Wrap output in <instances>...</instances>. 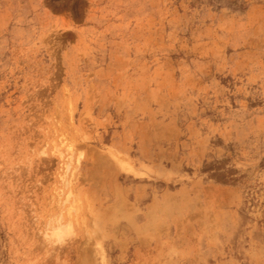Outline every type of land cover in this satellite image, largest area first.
<instances>
[{"label": "rangeland", "instance_id": "rangeland-1", "mask_svg": "<svg viewBox=\"0 0 264 264\" xmlns=\"http://www.w3.org/2000/svg\"><path fill=\"white\" fill-rule=\"evenodd\" d=\"M0 264H264V0H0Z\"/></svg>", "mask_w": 264, "mask_h": 264}]
</instances>
